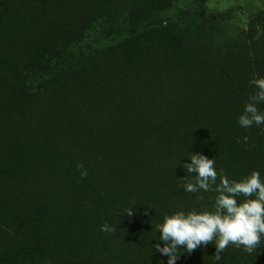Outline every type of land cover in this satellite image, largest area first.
I'll return each instance as SVG.
<instances>
[{
	"label": "rangeland",
	"instance_id": "obj_1",
	"mask_svg": "<svg viewBox=\"0 0 264 264\" xmlns=\"http://www.w3.org/2000/svg\"><path fill=\"white\" fill-rule=\"evenodd\" d=\"M253 78H264V0H0V264H167L160 240L145 241L127 216L29 186L82 191L87 202L115 199L116 188L139 213L212 211L217 193L186 192L183 164L199 152L230 180L254 170L264 180V125L238 123ZM78 121L110 133L113 147L125 132L135 143L109 166L88 136L70 147ZM100 141L110 144L95 137L98 152ZM77 161L91 169L83 181ZM202 252L200 263L180 248L176 264H244Z\"/></svg>",
	"mask_w": 264,
	"mask_h": 264
},
{
	"label": "clouds",
	"instance_id": "obj_2",
	"mask_svg": "<svg viewBox=\"0 0 264 264\" xmlns=\"http://www.w3.org/2000/svg\"><path fill=\"white\" fill-rule=\"evenodd\" d=\"M250 84L255 91L250 95L238 120L243 128L264 125V113L258 108L259 104L264 103V78H253ZM248 140L245 136L238 143L247 144ZM188 160L190 162L183 164L187 173L182 179L185 181L184 190L188 193L215 191L217 196L214 210L193 209L187 213L177 211L165 215L162 223L157 225L160 242L154 245L155 251L168 257L167 264H176L180 248L190 254L201 246L213 244V241L217 260L222 258L221 254L230 244L242 247L249 255L257 252L264 244V180L261 179L260 172L254 170L239 181L230 180L223 169L217 172L215 159L197 152L188 157ZM76 167L80 171L81 180L85 179L88 170L82 163H78ZM188 177L194 179L189 180ZM241 196L245 199L238 201ZM198 199L203 200V196ZM126 213L131 217L132 208ZM101 231L115 233L116 229L105 222Z\"/></svg>",
	"mask_w": 264,
	"mask_h": 264
},
{
	"label": "trees",
	"instance_id": "obj_3",
	"mask_svg": "<svg viewBox=\"0 0 264 264\" xmlns=\"http://www.w3.org/2000/svg\"><path fill=\"white\" fill-rule=\"evenodd\" d=\"M61 119H63V118H61ZM67 119H69V118H67ZM58 122H59V120H58ZM58 122L56 123V127L58 129V132H57L58 134H56V136H53V138L57 137V139H56L57 141L56 142L62 144L64 149L66 147H68L69 145H70V147L73 146V145H77V144L81 145L84 142L83 141L84 140L83 137L88 136V137L91 138L93 149H94V151L97 153V155L99 157L101 156V154H102V156L106 155V157H108L109 156V153H108L109 150L110 149H112V150L114 149L113 151L111 150L112 152H114V153H112L114 156H112V154L109 156V159H111V160L113 159L114 162L113 161L109 162V160H108L109 164H111V163L114 164L115 160H116V163L120 162L119 161L120 159L118 160L117 156H118V151H119V154H120L121 153L120 151L124 149V148H122L120 150V148L122 147L121 145L126 143V142L129 143L130 141H132L134 139V132H125L124 134H120L121 138L118 139V140H119V142H123V143H121L118 146V148H116V147L114 148L112 146L113 144H112V140H111V138H113V137H111L109 135L110 133H105V134L101 133L100 134V133H96V132L90 131V129L87 130V128H83V126L79 124L80 121H78L77 125L80 126L81 129L83 130V134H82L81 138L75 143H72V144H69V145L65 144V147H64V141L61 138L62 137L61 136V132H59L60 128H59ZM112 122L116 123L115 120H113ZM47 133H48V131H47ZM51 136H49L48 138H50ZM103 136L108 137L109 140H110L109 149H108V151H106L108 153V155H107L106 152H103V151H99L98 152L97 151V146H96V143H95V137L101 138ZM128 143H127V145H128ZM116 149L118 150L117 154H116V151H115ZM101 158H103V157H101ZM81 181H83V180H81ZM104 184H108V183H103L102 184V183H100V180H96V181L93 182V186H99L100 185L101 188L105 186ZM29 187L32 188V189H36L37 191H39L40 193H42L44 195H48V196L50 195V196H54V197L56 196V197H59V198L60 197L67 198V199H70L71 201L85 203V204H87L89 206L94 207V209L98 208V209H102V210L113 211V212H116V213H118L120 215L127 216L128 220L125 222V224L131 225L133 227H136L137 229L142 230L143 238L145 239V241H149V240H153V239L160 240L159 239L160 234H159V232L157 230V225L162 223L163 217L165 215L161 214V213H149V214L148 213H139L140 209H138L137 207H134L135 210H137V211H134V209H132L133 210V215L131 217L128 216L126 212L128 210V206L129 205L126 204V202H124V201H118V198H121V197H120V195H119V193H118L116 188H114V189L108 188V190H113V191H107L109 193L112 192L114 195L116 194L115 199H113V198L105 199L107 197V195H104V197H101L100 195H97V194H91V195H89L90 196L89 198H91V200L89 202H87V201H85V199H82V198H86V197H84L85 193L82 192V191L74 192V193L70 194L71 196H68V195H65L64 193H63L64 195H60V193H58V190L56 188H51V189L39 188V189H37L34 186H29ZM55 191H56V193H55ZM134 212H136V214H134ZM205 248L206 247L201 246L198 249H196L195 251H193V254H194L193 257H194V261L195 262L202 263V262H205L207 260V258H206L205 261H202L204 259V255H205V254H203L202 250L205 249ZM207 248L208 249L209 248L215 249V241H213V244H209L207 246ZM224 253L229 254L230 255L229 258L231 260L232 259L240 260L244 264H264V254L261 251H259V250H257V252L252 253L251 255H249L247 252L244 251V249L242 247L241 248H237L234 245L230 244L227 247V249L225 250Z\"/></svg>",
	"mask_w": 264,
	"mask_h": 264
},
{
	"label": "bare ground",
	"instance_id": "obj_4",
	"mask_svg": "<svg viewBox=\"0 0 264 264\" xmlns=\"http://www.w3.org/2000/svg\"><path fill=\"white\" fill-rule=\"evenodd\" d=\"M70 139H74V137H72V138H70ZM131 140H132V139H131ZM133 140H134V139H133ZM133 140H132V141H133ZM130 142H131V141H130ZM133 143H135V140H134L131 144H133ZM119 145H120V144H119ZM55 146H56V145H55ZM51 147H52V146H51ZM56 147H57V146H56ZM58 147H59V146H58ZM60 148H61V147H60ZM114 148H115V147H114ZM116 148H118V146H117ZM52 149H53V148H52ZM100 149H101L103 152H106V151H108L109 147H108L107 144H102V142L100 141V147H99V150H100ZM121 149H122V147L120 148V150H121ZM73 150H74V149H73ZM111 150H112V149H110V151H111ZM113 150H114V149H113ZM113 150H112V151H113ZM124 150H125V147H124V149L121 150L120 152L123 153ZM58 151H59V150H58ZM58 151H57V152H58ZM60 151H62V149H60ZM60 151H59V152H60ZM66 151H67V150H66ZM66 151H65V152H66ZM69 151H70V150H69ZM112 151H111L110 153L108 152V153H109V156H110L112 153H114V152H112ZM115 151H116V154H117V151H118V150L116 149ZM59 152H58V153H59ZM63 152H64V149H63ZM65 152H64V153H65ZM124 152H125V151H124ZM64 153H63L62 155H65V154H66V153H65V154H64ZM106 153H107V152H106ZM108 153H107V155H108ZM100 154H101V153H100ZM104 154H105V153H104ZM69 155H72V154H69ZM69 155H67L66 159L68 158ZM123 155H124V154H122V156H123ZM55 156H56V155H55ZM57 156H58V154H57ZM72 156H73V155H72ZM103 156H104V155H103ZM109 156L107 157V160H108ZM112 156H114V155L112 154ZM112 156H111V157H112ZM118 156H119V151H118ZM118 156H117V157H118ZM122 156H121V157H122ZM63 157H64V156H63ZM101 157H102V154H101L100 158H101ZM111 157H110V158H111ZM60 158H61V157H60ZM73 158H74V157H73ZM105 158H106V155H105ZM114 158H115V157H114ZM56 159H57V157H56ZM117 159H118V160L121 159L120 156H119V158H117ZM64 160H65V158H64ZM101 160L103 161V159H101ZM101 160H100V161H101ZM109 160H111V159H109ZM112 160H113V159H112ZM118 160H117V161H118ZM57 161H58V160H57ZM59 161H60V160H59ZM62 161H63V159H62ZM79 161H81V159H80ZM79 161H77V162H79ZM98 161H99V160H98ZM98 161H97V163H98ZM119 161H120V160H119ZM121 161H122V160H121ZM121 161H120V162H121ZM145 161H146V160H145ZM68 162H69V161H68ZM81 162H82V161H81ZM107 162H108V161H107ZM107 162H106V163H107ZM113 162H114V161H113ZM64 163H65V162H64ZM75 163H76V162H75ZM79 163H80V162H79ZM101 163H102V162H101ZM115 163H116V160H115ZM115 163H114V164H115ZM121 163H122V162H121ZM57 164H58V163H57ZM94 164H95V163H94ZM108 164H109V162H108ZM108 164H107V165H108ZM118 164H119V162H118ZM147 164H148V163H147ZM152 164H153V163H152ZM52 165H53V164H52ZM63 165H65V164H63ZM84 165H85V164H84ZM95 165H96V164H95ZM95 165H94V166H95ZM121 165H123V164H121ZM45 166H46V165H45ZM89 166H90V165H89ZM94 166H92V170H93V171H94V170L97 171V170H96V167H98V166H100V167H98L97 169H100V170H102L103 168H105V167L102 166L101 164H98V165L95 166V167H94ZM105 166H106V165H105ZM109 166H110V164H109ZM118 166H119V165H117V167H118ZM123 166H124V165H123ZM141 166H142V165H141ZM141 166H140V168H141ZM64 167H65V166H64ZM66 167H67V166H66ZM87 167H88V166L86 165V168H87ZM93 167H94V169H93ZM101 167H103V168H101ZM115 167H116V165H115ZM120 167H121V166H120ZM120 167H119V168H120ZM138 167H139V166H138ZM138 167H137V168H138ZM143 167H144V166H143ZM147 167H148V166H147ZM150 167H152V165H151ZM41 168H42V166H41ZM88 168H89V167H88ZM88 168H87V169H88ZM108 168H109V167H107V169H108ZM148 168H149V167H148ZM152 168H153V167H152ZM48 169H49V168H48ZM63 169H64V168H63ZM65 169H66V168H65ZM110 169H112L113 171H115L113 168H110ZM154 169H155V168H154ZM39 170H40V169H38V171H39ZM50 170H51V169H50ZM60 170H61V169H60ZM89 170H91V169L89 168ZM108 170H109V169H108ZM117 170L121 171V168H120V169L117 168ZM151 170H152V169H151ZM51 171H52V170H51ZM93 171L90 172L91 175H92V172H93ZM105 171H106V169H105ZM105 171H104V169H103V172H105ZM148 171H149V170H148ZM148 171H147V172H148ZM42 172H43V171H42ZM42 172H41V173H42ZM88 172H89V171H88ZM98 172H99V173H102V172H100V171H98ZM123 172H124V171H123ZM123 172H122V174H123ZM144 172H145V170H144ZM152 172H153V171H152ZM23 173H24V172H23ZM49 173H50V172H49ZM114 173H117V171H116V172H113V174H114ZM125 173H126V172H125ZM128 173L131 174L130 172H128ZM148 173H149V172H148ZM93 174H94V172H93ZM95 174H98V173L96 172ZM124 175H126V174H124ZM21 176H22V175H21ZM88 176H90V175H88ZM92 176H93V175H92ZM107 176H108V175H107ZM116 176H119V174H117ZM127 176H128V175H127ZM46 177H47V176H46ZM122 177H123V176H122ZM22 178H23V177H22ZM28 178H29V177H28ZM106 178H107V177H106ZM111 178H112V176H111ZM118 178H120V177H118ZM33 179H35V178H33ZM49 179H50V178H49ZM52 179H53V178H52ZM116 179H117V177H116ZM138 179H139V178H138ZM16 180H17V179H16ZM19 180H20V179H19ZM122 180H123V179H122ZM124 180H125V179H124ZM139 180H140V179H139ZM29 181H30V180H29ZM50 181H51V180H50ZM119 181H120V180H119ZM119 181H118V182H119ZM16 182H17V181H16ZM23 182H24V181H23ZM133 182H135V181H133ZM140 182H141V181H140ZM38 183H39V182H38ZM143 183H144V182H143ZM13 184H14V183H13ZM16 184H17V183H16ZM49 184H50V183H49ZM122 184H123V182H122ZM14 185H15V184H14ZM57 185H58V184H57ZM17 186H20V185H17ZM137 186H138V183H137ZM20 187H21V186H20ZM34 187H35V186H34ZM6 188H7V187H6ZM14 188H15V187H14ZM26 188H27V186H26ZM52 188H53V186H52ZM129 188H130V187H129ZM132 188H133V187H132ZM11 189L13 190V188H11ZM17 189H18V188H17ZM140 189H141V188H140ZM140 189H139V190H140ZM139 190H138V191H139ZM5 191H7V190H5ZM18 191H19V190H18ZM20 191H21V190H20ZM24 192H25V191H24ZM60 192H62V191L60 190ZM139 192H140V191H139ZM143 192H144V191H143ZM5 193H7V192H5ZM12 193H14V191H13ZM21 193H23V192H21ZM55 193H56V191H55ZM129 193H131V191H130ZM137 193H138V192H137ZM24 194H25V193H24ZM131 194H132V193H131ZM25 195H27V194H25ZM28 195H29V194H28ZM127 195H128V194H127ZM132 195L134 196V194H132ZM144 195H145V194H144ZM144 195H143V196H144ZM4 196H5V195H4ZM14 196H15V195H14ZM18 196H19V194H18ZM6 197H8V196H6ZM140 197H141V196H140ZM11 198H12V197H11ZM123 198H124V197H123ZM127 198H129V197H127ZM131 198H132V197H131ZM137 198H138V197H137ZM143 198H144V197H143ZM143 198H141V199H143ZM145 198H147V197H145ZM5 199H6V198H5ZM135 199H136V198H135ZM6 200H7V199H6ZM10 200H11V199H10ZM56 200H57V199H56ZM126 200H127V199H126ZM57 201H58V200H57ZM122 201H123V200H122ZM128 201H129V200H128ZM135 201H136V200H135ZM10 202H11V201H10ZM16 202H17V200H16ZM20 202H21V201H20ZM124 202H125V201H124ZM130 202H131V201H130ZM130 202H129V203H130ZM7 203H8V201H7ZM13 203H14V201H13ZM13 203H11V204H13ZM135 203H136V202H135ZM139 203H140V202H139ZM5 204H6V202H5ZM8 204H9V203H8ZM15 204L18 205V203H15ZM126 204H127V202H126ZM131 204H132V203H131ZM143 204H144V203H143ZM136 205H139V204H136ZM129 206H130V205H129ZM129 206H128V207H129ZM131 206H132V205H131ZM17 207H18V206H17ZM12 208H13V207H12ZM15 208H16V207H15ZM129 208H130V207H129ZM132 208H133V207H132ZM8 209H9V208H8ZM8 209H7V210H8ZM13 209H14V208H13ZM126 209H127V208H126ZM12 211H13V210H12ZM14 211H15V210H14ZM93 220H94V219H93ZM95 220H98V219H95ZM103 220L106 221L105 218H103ZM92 222L95 223L94 221H92ZM98 222H99V221H98ZM98 222H97V223H98ZM100 222H101V221H100ZM109 222H110V221H109ZM97 223H96V225H97ZM100 224H102V222H101ZM108 224H109V223H108ZM102 225H103V224H102ZM93 226H94V224H93ZM93 226H92V227H93ZM93 228H95V227H93Z\"/></svg>",
	"mask_w": 264,
	"mask_h": 264
}]
</instances>
